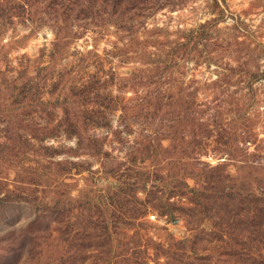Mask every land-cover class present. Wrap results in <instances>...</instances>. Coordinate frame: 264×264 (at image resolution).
Returning <instances> with one entry per match:
<instances>
[{"label": "rangeland", "instance_id": "obj_1", "mask_svg": "<svg viewBox=\"0 0 264 264\" xmlns=\"http://www.w3.org/2000/svg\"><path fill=\"white\" fill-rule=\"evenodd\" d=\"M0 264H264V0H0Z\"/></svg>", "mask_w": 264, "mask_h": 264}]
</instances>
